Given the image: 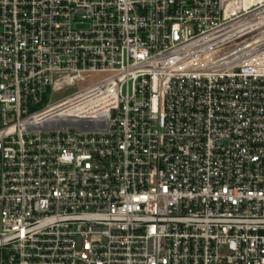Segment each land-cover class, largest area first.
Wrapping results in <instances>:
<instances>
[{"label": "built area", "instance_id": "2783aa9c", "mask_svg": "<svg viewBox=\"0 0 264 264\" xmlns=\"http://www.w3.org/2000/svg\"><path fill=\"white\" fill-rule=\"evenodd\" d=\"M0 264H264V0H0Z\"/></svg>", "mask_w": 264, "mask_h": 264}, {"label": "rangeland", "instance_id": "374dc122", "mask_svg": "<svg viewBox=\"0 0 264 264\" xmlns=\"http://www.w3.org/2000/svg\"><path fill=\"white\" fill-rule=\"evenodd\" d=\"M101 79H103L102 75L94 76L92 79L88 80L87 82L78 84L76 89H75V91H80V90L84 89L87 86H90V85H93V84L97 83ZM72 92H74V91H72ZM46 102H49L48 98L46 99Z\"/></svg>", "mask_w": 264, "mask_h": 264}]
</instances>
